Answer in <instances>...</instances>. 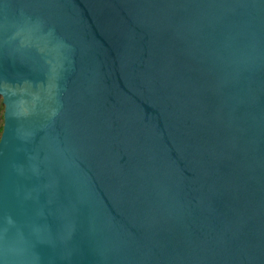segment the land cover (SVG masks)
I'll list each match as a JSON object with an SVG mask.
<instances>
[{
    "label": "water",
    "instance_id": "95a60500",
    "mask_svg": "<svg viewBox=\"0 0 264 264\" xmlns=\"http://www.w3.org/2000/svg\"><path fill=\"white\" fill-rule=\"evenodd\" d=\"M0 264H264V0H0Z\"/></svg>",
    "mask_w": 264,
    "mask_h": 264
},
{
    "label": "trees",
    "instance_id": "16d2710c",
    "mask_svg": "<svg viewBox=\"0 0 264 264\" xmlns=\"http://www.w3.org/2000/svg\"><path fill=\"white\" fill-rule=\"evenodd\" d=\"M3 110H4V106L2 104L1 97H0V135L2 132V128H3Z\"/></svg>",
    "mask_w": 264,
    "mask_h": 264
}]
</instances>
